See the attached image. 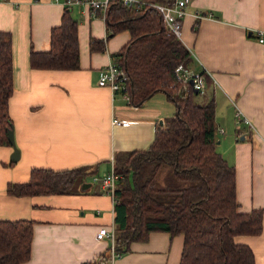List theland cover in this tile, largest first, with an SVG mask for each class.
Wrapping results in <instances>:
<instances>
[{
	"label": "crops",
	"instance_id": "0c3cea01",
	"mask_svg": "<svg viewBox=\"0 0 264 264\" xmlns=\"http://www.w3.org/2000/svg\"><path fill=\"white\" fill-rule=\"evenodd\" d=\"M64 8L58 0H0V30L12 40L8 113L19 151L12 161V144H0V220L32 221L30 256L20 264H179L182 234L151 231L147 240L132 241L113 256L111 240L95 237L99 227H114L113 196L101 178L113 169L115 153L147 149L175 106L163 91L135 105L98 84L99 69L114 61L112 53L129 32L105 39L106 17L83 4L66 7L78 24L79 67L31 68L30 50L49 48L50 28ZM181 26L188 66L203 72L215 100L216 149L235 166L240 209L264 208V40L257 34L264 33V0H188ZM93 40H102L95 45L103 48L91 49ZM236 110L253 128H235ZM115 117L129 122L114 124ZM79 165H87L88 173L71 193L18 196L6 190L9 182L26 181L33 167ZM235 240L251 247L255 264H264V214L259 234Z\"/></svg>",
	"mask_w": 264,
	"mask_h": 264
},
{
	"label": "trees",
	"instance_id": "16d2710c",
	"mask_svg": "<svg viewBox=\"0 0 264 264\" xmlns=\"http://www.w3.org/2000/svg\"><path fill=\"white\" fill-rule=\"evenodd\" d=\"M106 24L105 39L121 30L129 32L127 42L111 56L127 75L123 84L130 102L138 105L163 91L175 106L165 126L155 129L147 149L114 155V250L120 254L129 250L130 242L147 240L151 231H167L183 236L179 264H255L251 247L235 236L259 234L264 208L240 209L235 166L216 149L215 100L199 103L197 92L175 80L174 68L188 65L189 50L167 33L154 7L134 10L112 4ZM77 26L65 7L59 24L50 28L49 48L30 50V67L77 69ZM95 42L102 40H93L91 49L103 48ZM12 68L11 34L0 30V144L9 143ZM87 173V165L62 170L33 167L26 181L9 182L6 190L18 196L71 193L77 179ZM32 232L29 219L0 220V264L27 260Z\"/></svg>",
	"mask_w": 264,
	"mask_h": 264
},
{
	"label": "built area",
	"instance_id": "2783aa9c",
	"mask_svg": "<svg viewBox=\"0 0 264 264\" xmlns=\"http://www.w3.org/2000/svg\"><path fill=\"white\" fill-rule=\"evenodd\" d=\"M61 1L65 7H71L75 4H83L88 7V9L93 13L101 14L104 18L106 17L107 11L112 4L124 5L131 7L134 10H140L141 8L154 7L160 17L164 28L167 33H170L181 38V24L182 19L185 15V5L188 0H172L170 3H160V2H147V0H58ZM259 41L264 40V33L261 30H257ZM174 76L177 83L181 84L183 88L191 87L198 93L204 94L207 83L204 78V74L201 71H196L190 68L188 65L182 63L178 64L174 68ZM127 75L121 69L117 62L111 61L109 64L105 65L98 72V84L101 86H107L111 90L120 92L124 95L126 99H130L129 93L123 84L126 80ZM123 90V91H121ZM235 115L240 119V111L236 110ZM112 122L114 124H126L128 120H121L118 118H113ZM116 174L113 170L104 174L101 178V185L103 190L108 192L113 196ZM96 239H103L105 237L111 240V256L114 255V230L107 226L99 227L95 234ZM117 254V253H115Z\"/></svg>",
	"mask_w": 264,
	"mask_h": 264
},
{
	"label": "rangeland",
	"instance_id": "374dc122",
	"mask_svg": "<svg viewBox=\"0 0 264 264\" xmlns=\"http://www.w3.org/2000/svg\"><path fill=\"white\" fill-rule=\"evenodd\" d=\"M207 87H208V85L206 86V89H205V93L204 94H201V93H196L195 94V100L197 101V102H199V103H204L206 100H208L211 96H209V89L207 90ZM229 107H230V111H231V114H232V106H231V104L229 105ZM235 124H234V126H235V128H242V129H249V126L251 127V128H253L252 127V125L251 124H249V123H245V121H242L241 119H238L236 116H235ZM228 133L229 132H231L230 130L232 129V125H229V123H228ZM232 133V132H231ZM233 135H235V134H233ZM241 137V136H240ZM78 181H79V183H78ZM77 182H76V184H75V187H80V180H78Z\"/></svg>",
	"mask_w": 264,
	"mask_h": 264
},
{
	"label": "water",
	"instance_id": "95a60500",
	"mask_svg": "<svg viewBox=\"0 0 264 264\" xmlns=\"http://www.w3.org/2000/svg\"><path fill=\"white\" fill-rule=\"evenodd\" d=\"M195 91V90H194ZM196 92V91H195ZM162 122V121H160ZM7 134H8V140L9 142L12 144L13 146V151L11 152V155H10V158L12 161H15L18 157H19V151L18 149L15 147V144H14V139H13V130H12V127H10L8 130H7ZM241 138H243V136H241ZM218 141V140H217ZM83 186L86 184V185H89L90 183L89 182H83L82 183ZM83 188V187H82Z\"/></svg>",
	"mask_w": 264,
	"mask_h": 264
}]
</instances>
